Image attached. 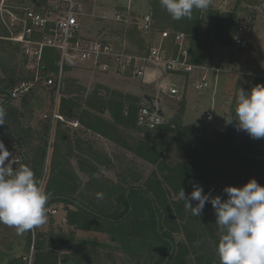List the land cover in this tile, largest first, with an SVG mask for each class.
<instances>
[{"label":"trees","instance_id":"1","mask_svg":"<svg viewBox=\"0 0 264 264\" xmlns=\"http://www.w3.org/2000/svg\"><path fill=\"white\" fill-rule=\"evenodd\" d=\"M149 2L155 13L154 16L164 13L163 17L168 21L170 29L188 36L192 64H205L210 53L208 49L214 47L216 43L229 44L232 41L235 14L226 17L225 14H219L209 5L205 18L213 22L212 28L218 33L214 40L208 42L207 34L200 33V25L204 19L201 9L194 8L191 18L177 21L173 20L160 6L159 0H149ZM135 34L139 35L137 32ZM0 37L9 38L8 31L4 26H0ZM139 37L141 39L140 35ZM4 41L10 40H3L0 43H7ZM146 46V43H143L141 39V48L139 49L144 50ZM3 47L0 45V52L5 50ZM58 61L57 52L45 48L39 69L40 77L44 78L53 74L58 68ZM1 71L4 74L3 78H0L1 92L13 88L22 81H32L33 79V77H26L16 67H11L8 70L3 63H1ZM65 80L63 95L59 97L58 107L61 115L67 119L77 120L86 130L109 139L125 152L154 166L155 170L143 180L140 186L126 187L128 183L123 180L114 183L102 174L103 171L112 167L109 158L89 144L85 146L79 139L75 140L76 146L72 147L66 133L67 130L61 129L59 124L50 149L49 167L47 166L43 189L49 197L46 205L51 203L64 205L66 224L70 230L65 233L58 232V234L47 232L48 234L42 235L38 233L33 245L35 255L32 264H58L57 251L70 249V246L76 242L73 235V231L76 230L104 233L112 241L117 242L118 249L128 256L141 255V249L147 246L148 250L144 252L148 259L154 260L156 264H162L170 254L171 246L166 239L174 243L175 248L167 264H190L189 257H192V264H219L216 254V245L219 239L217 236L215 237L213 228L205 220L200 221L198 216L192 215L191 210L179 197L173 199L179 195L181 189L188 195L193 190V183L203 186L205 193L211 191L213 196L221 195L222 198H226V194L222 191L224 187L211 178H214L213 173L218 167L217 159L214 157L217 154L211 151L209 145H206L203 134H200L198 130L182 127L174 119L154 130L141 129L136 125V113L140 107L138 100L122 95H115V98H112L114 100H106L102 96L98 97L96 93V104L86 100L84 106L81 107L77 98L68 96L72 90H70L71 86L65 85ZM257 82L264 83V80L259 79ZM35 93V90H30L24 94L18 100L19 108L8 103L4 108L6 112L4 124L0 126L6 132L13 134L20 142L25 152L26 165L31 168L39 181L47 154L49 125L44 124L39 134L26 126L24 119L27 117L28 120L32 119L35 110V108H31V100ZM73 93L75 92L73 91ZM126 102L131 103L127 104ZM124 103L127 105L126 114H123ZM106 110L111 114L113 123L95 114H102ZM25 112L30 116L26 117ZM120 113H122L121 116H119ZM118 127L127 128V131H131V133L126 134ZM158 133L176 134L187 153L189 164L178 162L172 165L169 163L167 156L161 152L160 141L156 139ZM247 140L245 141L247 142ZM35 141H37L36 144H34ZM243 142L233 146L226 157V169L229 171L232 185L242 187L254 178L264 186V162L261 157L257 158L260 151H254L252 158H249L244 154L245 150L242 149L244 147L246 149L249 145ZM75 150L77 153H74ZM72 157L75 158V166L71 163ZM190 164L193 167H190ZM257 169L260 174L253 176L252 172ZM206 173L211 174V177ZM220 177L223 178V175ZM220 177L216 179L219 180ZM128 191L129 194L126 197ZM98 192L104 193L103 200H94L93 196L89 195V193L97 194ZM56 197L74 200L98 215L88 213L73 202ZM51 198L56 199L50 200ZM152 204L155 206V212ZM205 209L214 217L213 223H215L216 216L211 204L206 202ZM155 213L159 219L160 232H157L158 223ZM52 220L49 219V227ZM215 228L219 231L218 225ZM206 232L214 238L213 245H209L205 241ZM175 233L183 235L184 241L175 243L173 238ZM78 244L83 247L93 246L86 241H78ZM87 253L89 252H85V254ZM88 259H91L90 256Z\"/></svg>","mask_w":264,"mask_h":264},{"label":"rangeland","instance_id":"2","mask_svg":"<svg viewBox=\"0 0 264 264\" xmlns=\"http://www.w3.org/2000/svg\"><path fill=\"white\" fill-rule=\"evenodd\" d=\"M147 3L145 5V8L150 6V2L146 0ZM264 0H244V2L240 3V5L235 4L234 2L230 3L228 7H216L215 11H217L219 14H225V16H230L231 14H235V22L234 27L241 26L244 29L243 36L247 37V40L249 42V45H252L253 53L251 54V47H248L247 49H237L235 48L232 41L229 44H219L216 43L214 47L210 50L209 56L207 58V62L202 65H206L211 70H208V78L210 79L211 83H213L214 78L216 77V81L218 80L217 84V92L216 97H214L217 101L221 102L217 106H215V112L214 118L209 123H206L203 119L204 112L206 109L212 107L211 102V91L212 89H206L208 91H204L202 93L195 92L192 88V85L189 84L187 77L183 74H177V73H169V79L173 80L175 83L174 85L178 88L180 87L182 95L181 98H177L176 100H173L172 102H167L165 108L168 113L173 116L169 121L176 120L178 123L181 124L182 115L184 111L183 104H185V101L188 102L189 108L191 109V113L195 115V117H192V120L195 121V124H202L199 133L203 134L202 136L205 139L206 145H209V148L211 151L215 152L217 155L214 156L217 159V170L214 172V178L211 177V174L206 173L209 177L216 180L218 183H220L223 187L225 186H233L232 181L230 178V174L228 169H226V157L227 154H229L231 148L233 146H236L239 143H242L246 139L247 142H243L244 144H248L247 148L244 149L245 153L249 158H252L254 151H260V154H258L257 158H262V162H264V138L261 139H253L251 138L246 132L240 130L238 131L236 128V122L233 121L231 123L228 122L229 119H236L235 117V97L236 94L239 92L240 89L244 90H250L253 86L257 84H264L257 82V78L259 75H264V13L263 10L258 8L254 10V14H249V10L252 8L257 7L261 2ZM29 1L27 0H0V13L2 16H0V26H7L10 31L8 32L9 38L11 36H15V29L19 28V26H13L9 25V17L6 13L8 12H15V6L20 5L23 6V4L27 3ZM235 4V6H234ZM210 7L211 4L209 3ZM235 7V8H234ZM212 8V7H211ZM233 8V9H232ZM207 9L202 10V17L203 23L205 24L203 31H201V34H207L208 36V42L214 40L216 38V34L218 33L217 30H214L212 28L213 22L206 19L205 16L207 14ZM6 10V11H4ZM152 10V9H151ZM90 9L86 15L89 14ZM153 12V11H152ZM162 13V12H161ZM154 22L155 26L158 29L164 30L169 28L168 21L163 17V14L154 16ZM85 15V16H86ZM250 15V18L246 17ZM3 20V21H2ZM105 21V22H104ZM5 25H4V23ZM107 20L101 19V18H89L86 16L84 20V33L87 34V36L91 37H105L115 40H121L124 37L121 36V30L119 26L116 24H106ZM226 23V22H225ZM170 29V28H169ZM3 40H8L7 38L0 37V42ZM129 40L131 42V50L132 52L140 51L139 48H141V39L139 35L137 36L134 33H132L129 37ZM7 42L5 44H1V46H4V51L0 52V78H3L4 74L1 71V63L7 66L8 70L11 67H16L18 71H21L26 77H34L35 71L29 67L27 64L26 59L22 56L20 46L16 44L13 41H4ZM212 57H211V56ZM191 59V55H190ZM67 66H70L71 69L73 67H83L87 68L88 70L94 68L92 63L90 62H73L68 61L66 59L65 61ZM88 63V64H87ZM217 69V72H216ZM151 73L153 72L152 78L155 79V77H158L159 72H162L164 74H168L164 72L162 66L154 67L149 65L146 70L145 78H148V71ZM214 73L217 75L214 77ZM93 75H98L93 73ZM106 76V75H105ZM110 76V75H109ZM108 79H111L109 81H117L116 79L112 77L106 76ZM151 80V78L149 79ZM148 80V81H149ZM43 78H40L37 82L38 85L33 87L32 90H35L36 93L33 95V100H31V108H35L32 119L28 120L27 116H30L29 113L25 112V116L27 119H24L26 126L31 128L32 130L36 131V133L41 132V128L44 126V124H48L47 120L42 119V114L50 108L48 103V97H50V91L43 86ZM139 80H135L133 82V85L135 87H141L142 84L138 82ZM154 81V80H152ZM20 84V83H19ZM69 85L67 81H65V85ZM18 84H16L17 86ZM151 86L150 84H146ZM99 89V87L97 88ZM163 92V88H160ZM149 92L152 91L151 89H147ZM147 91V93H148ZM107 92V91H106ZM153 92V91H152ZM108 95H121L118 94V92H107ZM180 93V94H181ZM123 94V93H122ZM179 94V95H180ZM209 95V97H207ZM123 96V95H122ZM136 99V98H135ZM201 99V100H200ZM36 100V102H35ZM137 100H141L137 98ZM215 100V102H216ZM50 101V100H49ZM138 101V102H139ZM144 100L140 101V104H144ZM199 103V104H198ZM202 105V108L199 109V105ZM13 106L20 107V102L13 101ZM146 104V103H145ZM227 104V105H225ZM213 108V107H212ZM190 110V109H189ZM174 111V112H173ZM173 112V113H172ZM165 115V114H164ZM165 119V117H164ZM224 119H226V123H223ZM220 121V122H219ZM205 122V123H204ZM174 123V122H172ZM49 125V129L50 124ZM64 129H67L68 132V139L70 143L73 145L72 147L76 146V139H79L84 143L86 146L89 144L94 149H96L101 154H105L106 157L109 158V160L112 163V167L110 169L105 170L102 172L103 175L107 177V179H110L112 182L116 183L120 180L126 181L128 183L126 187L128 186H140L143 180L148 177L152 171L155 170V167L135 158L134 156L130 155L129 153L125 152L123 149L119 148L118 146H115L111 142H107L105 140L98 139L96 137H92L90 135L82 134L81 131H76L72 129L70 126L68 128V125L63 127ZM48 138L50 137V130L48 131ZM155 132V131H154ZM127 134V133H126ZM156 134V133H155ZM37 135V134H36ZM158 136L156 139L160 141L161 144V152L167 156L169 159V163L174 165L175 163L182 162L189 164V159L186 156V151H184L183 145L180 143L181 140L179 137L175 135L170 134H163L158 133ZM133 137L137 138L136 135H132ZM158 142V141H157ZM37 141L34 142L36 144ZM212 152V153H213ZM74 153H77V151H74ZM47 159L50 160V153H48L45 157L42 170H41V176L44 174V168L45 163ZM71 163L75 166V160H71ZM190 167H193L191 164ZM49 167V165H48ZM47 167V170H48ZM211 170V169H210ZM258 170V169H257ZM253 171V176H258V171ZM220 175H223V178L220 177ZM221 178L217 180L215 178ZM230 183V184H229ZM89 195L93 196L94 200L100 201L96 198V194L89 193ZM179 195L175 196L173 199L178 198ZM192 206H195L197 201H192ZM48 207H57L58 208V214L53 218L52 223L49 227V223L46 220V224L40 226L39 232L43 235L48 234L49 232H52L53 234H58V232H68L70 229L67 226L66 222L63 223V219L66 214L65 207L61 203H51L49 205H46ZM115 208V205L113 209ZM199 220H205L211 226L214 230L215 237L217 236V239L220 238V231L215 228L217 225L213 223V216L207 209H203V212L200 216H198ZM62 220V221H61ZM3 227V228H1ZM38 232V233H39ZM48 232V233H47ZM37 233V234H38ZM36 234V236H37ZM75 243H73L70 246V249L67 251L61 253L57 252L59 257V263L62 264V262L66 259L67 256H74L75 258H78L79 261L82 264H156L154 263V260L148 259V256L146 252L144 254H141L136 257L128 256L124 254L121 250H119V245L117 242L112 241L110 237L104 233H97L92 231H73ZM175 243H180L184 241L183 235L181 234H174L173 236ZM205 238L207 243L209 245H213L214 238L209 235L208 232L205 233ZM14 240L17 244H21L22 252H21V262L24 264L29 263V259H33L35 255V250L32 248V242L31 239L28 236V233L25 232L21 235H18L16 230L12 227H9L4 224H0V249L2 248L4 251V246L13 243ZM36 240V239H35ZM78 241H86V242H92L94 244H102L101 248L90 249L91 246L83 247V245L78 244ZM14 242V243H15ZM207 244V245H208ZM1 249V252H2ZM175 249V248H174ZM0 252V256L1 253ZM55 252V251H54ZM85 252H89L91 259H88V253L85 254ZM143 253V251H142ZM24 258V259H23ZM191 258L189 257V262L191 263ZM26 259V260H25ZM18 264V263H13Z\"/></svg>","mask_w":264,"mask_h":264},{"label":"built area","instance_id":"3","mask_svg":"<svg viewBox=\"0 0 264 264\" xmlns=\"http://www.w3.org/2000/svg\"><path fill=\"white\" fill-rule=\"evenodd\" d=\"M23 6L16 5L15 12L6 13L11 27L15 29V36L7 38L20 46L22 56L35 73L32 81H22L20 84L4 92L0 91V107L5 108L8 103L19 100L24 94L38 85L39 69L42 64L43 50L50 48L58 53L57 70L44 77L43 86L50 91L48 103L50 108L42 114L51 130L57 121L65 122L58 113L59 97L63 88V72L66 59L73 62H90L98 72L132 79L144 80L149 65L162 66L166 73L183 74L195 92L208 88L207 71L212 68L206 65H195L190 62L189 38L182 32L173 29L156 30L151 13L139 14L132 10V4L143 0H122L126 5L116 8L106 20L121 26L124 31L134 27L143 37L147 38L146 48L140 52L128 51L125 44L116 45L112 39L105 37H91L83 34L82 18L85 15V0H27ZM262 9L264 1L255 9ZM0 16L2 14L0 13ZM1 18V17H0ZM3 21V20H2ZM4 23V22H3ZM5 25V23H4ZM6 30L10 29L5 25ZM244 29L239 26L234 31L232 43L237 49L250 47L247 37L243 36ZM172 46L169 51L167 47ZM217 72V69H216ZM170 96L178 94V88L173 85L168 88ZM157 94L146 105L138 108L136 125L145 130H154L165 124L161 109L157 106ZM50 100V101H49ZM207 122L212 120V111L204 112ZM78 126L77 122L70 123ZM0 141L16 160L13 168L26 165L25 152L15 136L6 132L0 126ZM9 157V159L12 158ZM7 163V161H6ZM46 168L39 180L44 188ZM46 207L47 218L58 214L57 207ZM38 227L27 231L32 242L36 239ZM31 264V259L29 263Z\"/></svg>","mask_w":264,"mask_h":264},{"label":"clouds","instance_id":"4","mask_svg":"<svg viewBox=\"0 0 264 264\" xmlns=\"http://www.w3.org/2000/svg\"><path fill=\"white\" fill-rule=\"evenodd\" d=\"M160 6L173 20L191 18L193 9H206L210 0H159ZM235 117L238 131L253 139L264 138V84L250 90L240 89L235 97ZM5 109L0 107V125L4 124ZM0 141V224L16 230L18 235L37 228L47 220L48 194L40 186L27 165L13 168L16 160ZM7 161V163H6ZM186 195L181 189L179 198L194 216H200L206 202L216 216L215 224L221 233L216 245L219 264H264V186L254 178L242 187L225 186L221 195L204 192L203 186L193 183ZM103 200L104 193L96 194ZM192 201H197L192 206Z\"/></svg>","mask_w":264,"mask_h":264},{"label":"crops","instance_id":"5","mask_svg":"<svg viewBox=\"0 0 264 264\" xmlns=\"http://www.w3.org/2000/svg\"><path fill=\"white\" fill-rule=\"evenodd\" d=\"M232 2H234L237 5L238 4L240 5V3L244 2V0H210V4H211L212 8L214 7L215 9L218 6V4H219V7L224 8V7H228V5ZM146 3H147L146 0H143L140 2H135L132 4V10L136 13H139V14L151 13L152 18H153V12L151 10L152 7H151V9L149 7L145 8ZM235 4H234V6H235ZM125 5H126V2H124L122 0H85L84 1L85 13H87L90 9V12H89L90 15H86V14L85 15L88 16L89 18H92V19L101 18V19L106 20V17H109L116 8H121V7H124ZM201 13H202V10H201ZM249 14H251V15L254 14L253 8L249 10ZM85 15L82 18L83 34H85L84 33L85 32L84 31V20L86 18ZM246 17L250 18V15H248ZM153 21H154V19H153ZM106 24H113L114 25L115 23L110 21V20H107ZM117 26H119V25H117ZM204 26H205V24L202 22L200 25V33H202L201 31H203ZM154 27L156 28L155 22H154ZM237 27H239V26H236L233 28V35H234V31L236 30ZM119 28L121 30V36L124 38L121 40H118V41L115 40L114 38H112V40L115 42L116 45H121L122 43H124L128 51H131L129 49H131V47H132L131 42L129 40L131 33L137 32L141 36L143 43L147 41V38L143 37L134 27H128V29L126 31H124L121 26H119ZM156 30H161V29L156 28ZM250 47H251L250 53L252 54L253 53L252 45ZM171 48H172V46H169V48L167 47V49L169 51L171 50ZM211 49L212 48L208 49V52ZM139 50L142 51L141 49H139ZM93 73L98 74V75H93ZM105 75L108 77H112V78L116 79L117 81L111 82V81H109L111 79H108ZM147 76H148V78H144V80L138 81L142 84L141 87H135L133 85V82L137 79H132L131 77H121V76H112V75L109 76L107 74H103V73L98 72L94 68L88 70L87 68H83V67H78V68L73 67L71 69L70 66L66 65L64 68V72H63V87H64V79H66L65 81H67L69 83V85H71L70 90H72V93L69 94L68 96H73V97L77 98L78 103L81 107L84 106V102L86 100L92 101L93 104H96L97 103V98L95 97L96 93L98 94V97L102 96L106 100H114L112 98H115L114 97L115 95H111V94L108 96L106 95V94H108L107 92L111 93L113 91L118 92V94L121 93V95H123L125 97H129V98L140 99V97H141V100L145 101L144 104H142V105H146L145 103L149 102L153 97L156 96V90H157L158 91L157 98H156L157 103H158L157 106L161 109L162 114L165 117V121H166L165 123L168 124L172 121V120L169 121V119H171L173 116H171V114L168 113V111L165 109V108H167L165 104H167L168 101L172 102L173 100H176L177 98H181L180 97L182 95L181 89H180V87H178V94L176 96H170L168 94L167 90L170 86H173L175 82L173 80L169 79V74H164L162 72H159L158 77H155V79H153L152 78L153 72L151 73V70H150V72L148 71ZM215 76H217V75L214 73V77ZM208 77L209 76L207 75V79H208V83H209L207 89H210V88L212 89L210 105L212 104L213 108L210 107V108L206 109L205 111H208V110L212 111V120H213L214 115H215V112L213 113V111H215V106H217L221 102L217 101L214 98L217 96L216 92H217L218 80L216 81V77H215L213 83H211V81ZM150 78H151V80H149ZM259 79L263 81L264 75H259L257 80H259ZM152 80H154V81H152ZM146 84L152 85V88H151V86L146 85ZM98 87H99V89H97ZM160 88H163V92ZM147 89H151L153 92L152 91L149 92ZM73 91L75 93H73ZM147 91H148V93H147ZM204 91H208V90L205 89ZM204 91H201L199 93H202ZM61 95H63V88H62V91L60 93V96ZM207 97H209V95ZM147 98H148V100H147ZM215 100H216V102H215ZM140 101L138 102V104H139V106H142L140 104ZM126 103L130 104L131 102H126ZM225 105H227V104H225ZM126 107H127V105H125V103H124V109ZM198 107H199V109L202 108L201 103ZM191 109L192 108H189L188 102L185 101L181 125L184 128L200 130L202 124L197 125V124H195V121L192 120V117H195V115L193 113H191L192 112ZM123 112H124L123 114H126V109ZM58 113L61 115V113L59 111V107H58ZM95 114H98L101 117H103L106 121L113 123V120L111 118V114L108 112V110H106L102 114L101 113H95ZM121 114L122 113H120L119 116H121ZM62 117L65 120V122L57 121L54 124L52 130H51V128L49 129L50 130V137L48 138V142H47L48 153H50L51 145H53L54 136L56 134V131H57L59 124H60L61 129L68 125V128L70 126L72 129H74L76 131L80 130L82 134L90 135L92 137H96L98 139L105 140L107 142H111L107 138H104V137H102L96 133H93L89 130H86L77 120L67 119L64 116H62ZM203 119H204V116H203ZM204 121L206 123L210 124V122H207L205 119H204ZM73 122H77L78 126L77 127L72 126L70 123H73ZM223 123H226V119H224ZM48 124H49V122H48ZM118 128L124 130L125 133H127V134L131 133V131H127L128 130L127 128H125V129L123 127H118ZM68 132L69 131L67 130V132H66L67 135H68ZM111 143L114 144L113 142H111ZM114 145L117 146L116 144H114ZM72 159L75 160L74 157H72ZM48 162H49V159H47V161L45 163L46 173H47ZM75 163H76V161H75ZM46 173H45V176H46ZM42 176H43V174H42ZM42 176H41V178H42ZM49 219H53V218H49ZM65 222H66V218L64 217L63 223L65 224ZM47 223H49V220L47 221ZM1 228H3V227H1ZM39 228H40V226L38 227L37 233L40 231ZM76 231H78V230H76ZM12 241H13L12 245L8 244V245L4 246L5 247L4 251L1 248L2 249V252H1V249H0V252L2 253L0 256V264H13L14 262L18 263V264H24L21 262L22 258H20L21 252H22L21 244H17L14 240H12ZM57 252L63 253L65 251H57ZM32 263H33V259L31 260V264Z\"/></svg>","mask_w":264,"mask_h":264},{"label":"water","instance_id":"6","mask_svg":"<svg viewBox=\"0 0 264 264\" xmlns=\"http://www.w3.org/2000/svg\"><path fill=\"white\" fill-rule=\"evenodd\" d=\"M147 100H148V98H147ZM76 173H77V170H76ZM79 176H80V175H79ZM80 177H81V176H80ZM128 194H129V191L126 192V197L128 196ZM56 198H58V199H62V200L66 199V200H68V201H70V202H73L75 205L80 206V207L83 208L86 212H88V213H92V214H94V215H98V214H96V213L91 212V210H89V209L83 207L82 205H80L78 202H76V201H74V200H71V199L66 198V197H56ZM56 198H51L50 200H52V199H56ZM152 208H153V210H154V212H155V206H154V204H152ZM155 216H156V221H157V223H158V225H157V232H160V229H159V219H158L156 213H155ZM172 248H173V247H172ZM170 255H171V253H170ZM170 255L166 257V259H165V261H164V264H167ZM63 264H77V263H75L73 260H65V261L63 262Z\"/></svg>","mask_w":264,"mask_h":264},{"label":"flooded vegetation","instance_id":"7","mask_svg":"<svg viewBox=\"0 0 264 264\" xmlns=\"http://www.w3.org/2000/svg\"><path fill=\"white\" fill-rule=\"evenodd\" d=\"M108 221H113V220H111V219H107ZM166 241L170 244V246H171V250H170V253H171V255H170V257L172 256V254L174 253V243H172L169 239H166ZM89 243H91V244H93V246L91 247V249H94V247H98V248H101V245L102 244H94V243H92V242H89ZM173 247V248H172ZM148 250V247L146 246L145 248H142L141 249V252L143 251V253L142 254H144L145 252L144 251H147ZM66 253H68V255H69V252L67 251ZM168 255V256H169ZM88 256H90V253H88ZM132 257H136V255H131ZM68 258H66L65 260H73L75 263H77V264H79L78 262H80L79 261V259L78 258H75L74 256H67ZM70 257V258H69ZM92 256H90V258H91ZM169 257V258H170ZM166 259V258H165ZM64 260V261H65ZM169 260V259H168ZM63 261V262H64ZM165 261V260H164ZM162 264H164V262L162 263Z\"/></svg>","mask_w":264,"mask_h":264}]
</instances>
